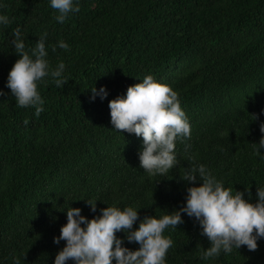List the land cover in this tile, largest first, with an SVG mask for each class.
<instances>
[{"label":"trees","instance_id":"obj_1","mask_svg":"<svg viewBox=\"0 0 264 264\" xmlns=\"http://www.w3.org/2000/svg\"><path fill=\"white\" fill-rule=\"evenodd\" d=\"M2 2L0 12L13 20L0 27V264H53L66 243L53 237L69 206L92 217L107 205H131L139 219L181 207L187 187L202 182L181 178L196 163L256 201L264 186V154H255L264 136V0H80V11L63 23L50 0ZM17 26L29 50L47 31L52 66L66 64L63 87L51 77L38 83L39 115L19 106L5 83L18 58ZM147 74L179 93L191 123L166 177L140 166L143 138L116 130L110 118L109 100ZM94 84L106 85L108 96L90 99ZM87 199H97L96 212ZM182 215L183 223L165 230L174 240L168 264H264V239L254 251L245 245L202 258L210 241L194 217Z\"/></svg>","mask_w":264,"mask_h":264},{"label":"clouds","instance_id":"obj_2","mask_svg":"<svg viewBox=\"0 0 264 264\" xmlns=\"http://www.w3.org/2000/svg\"><path fill=\"white\" fill-rule=\"evenodd\" d=\"M51 6L58 10L56 19L63 23L68 17L80 11V0H50ZM0 7H4L0 0ZM13 18L0 12V27L10 25ZM21 28L13 30L12 46L18 58L10 68L6 86L16 103L22 107L34 106L35 114L45 110V99L38 83L46 77L63 87L68 81L65 76L66 64L61 60L55 67L49 60L46 46L48 33L39 36L35 47L26 48ZM59 46L70 48L69 43L59 41ZM55 50L56 45H53ZM90 99L97 96L104 99L109 90L106 85L90 88ZM6 95L0 88V96ZM111 123L116 130H126L142 137L139 150L140 166L150 175L166 174L179 164L176 152L177 140L191 136V123L181 105L179 93L170 85L147 74L139 82L131 84L126 94L117 95L109 100ZM264 112V110H262ZM258 120L259 114H252ZM27 123V121H26ZM264 132V121H260ZM255 154H264V136L255 143ZM190 147V145H186ZM195 160V156H192ZM186 181H202L187 187L185 202L162 216L146 215L139 219V207H119L115 204L99 209V214L88 217L80 207L69 206L66 210L67 222L61 225L59 235L53 241L60 248L53 264H168L166 256L174 240L165 235L170 226L183 223L182 213H186L201 226L202 235L207 236L210 246L202 252V258L218 257L221 252L231 253L234 248L247 246L249 250L259 247L258 241L264 239V186H257V199L253 202L245 198V190L233 191L226 187L204 163L185 167L181 177ZM251 195L250 189H246ZM97 199H87L90 210L96 212ZM139 220L138 227H133ZM122 231L125 235H117ZM138 242L139 247L132 249L124 241ZM16 264H20L16 258Z\"/></svg>","mask_w":264,"mask_h":264},{"label":"bare ground","instance_id":"obj_3","mask_svg":"<svg viewBox=\"0 0 264 264\" xmlns=\"http://www.w3.org/2000/svg\"><path fill=\"white\" fill-rule=\"evenodd\" d=\"M56 188V187H55ZM53 191V190H52Z\"/></svg>","mask_w":264,"mask_h":264}]
</instances>
